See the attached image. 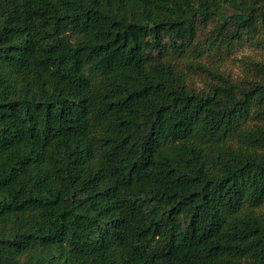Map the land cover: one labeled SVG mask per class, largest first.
Returning <instances> with one entry per match:
<instances>
[{
	"label": "trees",
	"instance_id": "trees-1",
	"mask_svg": "<svg viewBox=\"0 0 264 264\" xmlns=\"http://www.w3.org/2000/svg\"><path fill=\"white\" fill-rule=\"evenodd\" d=\"M256 36L264 0H0V264H264V63L208 61Z\"/></svg>",
	"mask_w": 264,
	"mask_h": 264
},
{
	"label": "rangeland",
	"instance_id": "rangeland-1",
	"mask_svg": "<svg viewBox=\"0 0 264 264\" xmlns=\"http://www.w3.org/2000/svg\"><path fill=\"white\" fill-rule=\"evenodd\" d=\"M211 29V26H208ZM243 40L236 43L228 51H220L214 57L208 59L219 66V70L225 77L240 82L253 74L252 67L256 63H264V36L261 39ZM204 80L205 77L201 76ZM199 86L202 83H198Z\"/></svg>",
	"mask_w": 264,
	"mask_h": 264
}]
</instances>
